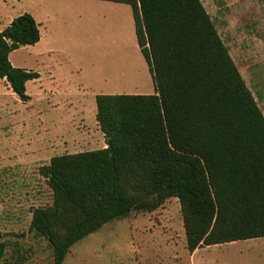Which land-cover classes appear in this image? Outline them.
I'll return each instance as SVG.
<instances>
[{
    "label": "trees",
    "instance_id": "obj_1",
    "mask_svg": "<svg viewBox=\"0 0 264 264\" xmlns=\"http://www.w3.org/2000/svg\"><path fill=\"white\" fill-rule=\"evenodd\" d=\"M131 8L155 94L97 95L106 148L54 156L52 204L32 211L53 264L107 223L178 200L187 249L264 238V116L200 0H97ZM41 39L24 13L0 32V78L28 100L39 74L9 55ZM0 243V263L4 256ZM182 264V263H175Z\"/></svg>",
    "mask_w": 264,
    "mask_h": 264
},
{
    "label": "rangeland",
    "instance_id": "obj_2",
    "mask_svg": "<svg viewBox=\"0 0 264 264\" xmlns=\"http://www.w3.org/2000/svg\"><path fill=\"white\" fill-rule=\"evenodd\" d=\"M15 1L0 0V31L10 24L9 19L29 13L40 23L41 40L12 52L10 62L41 78L26 83L28 100L13 93L0 78V243L5 250L0 264H53L48 241L30 231L32 211L53 201L40 170L54 156L94 148L102 138L100 133V138L93 134L98 126L91 111L94 96L139 93L142 57L133 47L134 23L128 5L95 0ZM200 1L264 116V0ZM49 73L56 77L54 85ZM52 86L61 101L78 89L87 95L85 122L74 128L93 138L80 139L85 143L81 148H72L78 138L70 140L61 129L53 130L50 121L57 115L48 104L51 100L44 99V91L48 90L45 96L50 94ZM144 91L153 93L152 83ZM99 149L100 145L91 151ZM240 244L201 251L195 262L255 264L262 257L255 248ZM189 261L180 204L172 198L152 213H132L107 223L73 245L63 264Z\"/></svg>",
    "mask_w": 264,
    "mask_h": 264
},
{
    "label": "crops",
    "instance_id": "obj_3",
    "mask_svg": "<svg viewBox=\"0 0 264 264\" xmlns=\"http://www.w3.org/2000/svg\"><path fill=\"white\" fill-rule=\"evenodd\" d=\"M12 1L14 2L15 0H12ZM95 1H97V0H95ZM15 2L21 3V0H16ZM3 9L6 12H8V10L6 8L3 7ZM9 18H11V17H9ZM9 20H10L9 22L11 23L12 19H9ZM133 23H134V21H133ZM38 25L40 26V23H38ZM2 31H0V32H2ZM134 35H135V30H134ZM133 47H134V49H136V51H138L141 54L140 49H139L138 44H137V41H136V36H135V40H133ZM9 57H10V55H9ZM141 57L142 58H140L139 63H138L139 64V71H138V75H137V87H136V89L139 90V91H137L139 93H135L134 95H153V94H155V88H154V84L152 82V76H151V73L149 70V66H148L147 62L145 61L142 54H141ZM9 60H10V58H9ZM22 69H24V68H22ZM25 70H27V69H25ZM27 71H29V70H27ZM32 72H34V71H32ZM40 78L41 77L39 74V78L35 79V80H40ZM49 82L51 83V85H54L56 82V77H54V74H52V73H49ZM148 83H152L153 90H154L153 93H146L144 91L147 88ZM44 92H45L44 97H46L44 99H46V101L51 100V102H49L48 104L51 106V108H54L55 114L57 115V118L50 121V123L52 124L53 130L54 129L55 130L61 129L65 133V136H66L65 138H69L70 140L74 139V138H78L79 142H77L76 145L74 144V146L72 145L73 149H75L76 147L81 148L82 146H84L85 143L81 142L80 139H84L86 137H91V136L87 132L78 130V128H74V124H78L80 126V124L85 122V120H84L85 119L84 117L86 114V101H85V99H86L87 95L84 94L83 91L81 92V90L78 89L76 92H72V93L68 94V96H67L68 99H66L65 101H63V100L61 101V100H59L60 96L58 94V89H56L54 86L49 88L50 94H47L49 97L47 95L45 96V94H46V92H48V90L47 91L45 90ZM99 95H115V93H101ZM116 95H122V94L118 93ZM96 96L97 95L94 96V99L91 103V111L94 112V115H96V113H97L96 102H95ZM61 108H62V111L60 110ZM65 108L68 110L66 111ZM98 133L101 134L102 138H101V140L99 139L100 141L97 144H94V148H96L98 145H100L101 149H104L107 146L104 135L100 131L99 126H96V128L94 129V132H93L94 137L100 138ZM91 138H93V137H91ZM94 148H92V149H94ZM92 149H90L88 151H91ZM80 152H83V151H74V152H69L67 154H75V153H80ZM61 155H65V154H61ZM259 241H264V238L250 239V240H246V241H238V242L226 243V244H222V245L202 246V247L196 249L193 253H190L188 251L189 256H190V261L188 264H214L213 262H211L209 260H205V259L197 260V262H195V258L197 256H199L201 251L210 250V249L216 248V247L220 248V247L226 246V245L227 246H229V245L239 246V245H241L240 244L241 242H244V245L249 249L255 248L256 251L257 250L260 251L262 254V257L257 258L254 261V263L255 264H264V243L259 242ZM244 262H247V260L246 261L244 260Z\"/></svg>",
    "mask_w": 264,
    "mask_h": 264
}]
</instances>
